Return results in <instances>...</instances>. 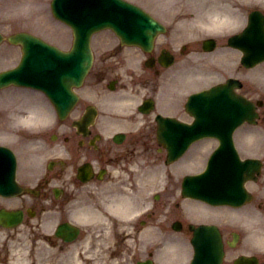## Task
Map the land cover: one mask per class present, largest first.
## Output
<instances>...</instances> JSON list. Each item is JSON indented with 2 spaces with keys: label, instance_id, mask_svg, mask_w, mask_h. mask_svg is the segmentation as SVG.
<instances>
[{
  "label": "rangeland",
  "instance_id": "obj_1",
  "mask_svg": "<svg viewBox=\"0 0 264 264\" xmlns=\"http://www.w3.org/2000/svg\"><path fill=\"white\" fill-rule=\"evenodd\" d=\"M45 3H48V0H42ZM38 5V4H37ZM36 7V4H31L27 6L23 5V3H21V6L17 5L16 8H12L13 11L10 10H5V14H1V23L3 26V30L6 33H9L13 28L12 24H14L15 26V18L17 17L18 14H22V18L21 23H23L24 25H27L28 23H34L36 24V26L39 28V30H41L40 32L45 33L44 30L47 32V29L49 30V32L54 33L55 29H57V24L52 23L50 21H47L45 19L42 18H47L50 19V16L48 15V10L44 8V6H42V9L44 11L41 18H39V15L37 17V13H33L31 16L32 17H25V13H30L31 11H34ZM40 8L41 6L38 5L37 8ZM17 10V11H16ZM6 11H10L8 14L6 13ZM16 11V12H14ZM37 11V10H36ZM24 13V14H23ZM13 18H14V22H13ZM17 21V22H18ZM8 48V49H7ZM4 52H5V56L7 57L8 61H13L16 59V53H17V49L15 47H12L10 45L8 46H4L3 48ZM15 57V58H14ZM9 58V59H8ZM12 62V63H13ZM20 94V93H18ZM17 94V95H18ZM0 93V101L1 102H7L11 100L10 95L12 94H7L2 95ZM4 131V129H3ZM261 147H263L262 144H259ZM29 155V154H28ZM264 179V178H263ZM263 181V180H262ZM260 182V184L256 185L254 184L253 190L255 192V194H257L256 196H258V200L256 198L255 202H253V204L248 205L247 207L244 208L243 211H240V217L238 214L239 218H242L241 222L238 223H234L235 225L232 226L227 222H221L223 223V226L225 227L226 225V231L227 232H231V228H238L241 233L246 236L242 242L240 243V245L238 246V248L232 252V254H237L241 251H245V250H252V251H257L258 247L255 244V237L256 236H261L262 234L264 235V212L259 210V202L262 200L264 201V184L263 182ZM256 189V190H255ZM257 201V202H256ZM222 211V210H221ZM258 212L260 214H258ZM233 219H235V216L232 217ZM234 222V220H233ZM28 226L32 225V224H27ZM35 225V224H34ZM242 225V226H241ZM26 226V225H25ZM241 226V227H240ZM21 229V235H16L15 232L12 233L10 229H4V228H0V256L2 258V260H0V264H7V262H10L8 264H35V262H37V264H39V254L41 255V253L43 251H47V250H43L41 251V249H39V245L37 244V238L35 241V237L32 236L29 233L30 238L32 239V242L34 243V246H32V244L28 241L27 239V232H30V227L25 228L22 227ZM32 231H35V229L33 228ZM36 232V231H35ZM167 233V232H165ZM257 233V234H256ZM259 233V234H258ZM171 235V234H170ZM176 234L171 235V239L170 241L167 243V245L170 246L169 250L167 251V247H165L163 250L159 251V255L162 258H169L168 256H175V251L174 249H177L178 252L176 251V256H177V260L179 258H183L182 256H189L190 251L189 250V240H185V238H179L177 240H175L176 236H174ZM256 235V236H255ZM251 236L254 238V240L251 238ZM19 237V238H18ZM132 243H134V241H132ZM149 244V242L147 241H135V243L132 245V253L134 254L133 259H138L140 257H144V251L143 249L145 248V246H147ZM145 245V246H144ZM38 249L40 251H38ZM191 249V248H190ZM48 253V251H47ZM229 254L228 258H231V255ZM55 255V254H53ZM17 257H22V258H26V262L22 263V262H17L15 260V258ZM108 257H103L100 256V263H104L106 262ZM186 257L184 260L180 261V264H185L187 261ZM75 258L73 257V255L70 252L65 253L64 257H62L61 262L56 263V264H82L84 262H80L81 260V255L79 254L77 257V260L74 263ZM174 260V258H173ZM3 261V262H2ZM45 264H47V262H45ZM85 264V263H84ZM90 264V263H88ZM107 264H110V262H107ZM132 264V263H131ZM264 264V263H263Z\"/></svg>",
  "mask_w": 264,
  "mask_h": 264
},
{
  "label": "bare ground",
  "instance_id": "obj_2",
  "mask_svg": "<svg viewBox=\"0 0 264 264\" xmlns=\"http://www.w3.org/2000/svg\"><path fill=\"white\" fill-rule=\"evenodd\" d=\"M214 20H218V19H214ZM231 21H233V20H231ZM233 212H236V210H233ZM256 239L258 240V245L261 248L263 246V244H264V235L262 234L261 236H257ZM249 251H251V250H249ZM46 256L47 255L45 253H43V255H39L40 264L41 263L45 264V262L47 260ZM15 260L17 262L19 261V262H22V263H25L26 262V258L17 257V256H16Z\"/></svg>",
  "mask_w": 264,
  "mask_h": 264
},
{
  "label": "water",
  "instance_id": "obj_3",
  "mask_svg": "<svg viewBox=\"0 0 264 264\" xmlns=\"http://www.w3.org/2000/svg\"><path fill=\"white\" fill-rule=\"evenodd\" d=\"M205 237H206V240H208V245H212L216 253L222 252V246L217 238H213L212 230L205 231Z\"/></svg>",
  "mask_w": 264,
  "mask_h": 264
}]
</instances>
